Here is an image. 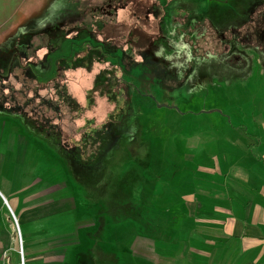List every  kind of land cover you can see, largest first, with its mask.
Segmentation results:
<instances>
[{
  "label": "crops",
  "instance_id": "crops-1",
  "mask_svg": "<svg viewBox=\"0 0 264 264\" xmlns=\"http://www.w3.org/2000/svg\"><path fill=\"white\" fill-rule=\"evenodd\" d=\"M109 1L0 0V52H11L21 36L22 41L36 46L39 39L45 44L57 36L45 35L49 29L60 27L66 36L83 24L92 29L96 25L92 18L83 24L77 20L84 14L107 13L113 9L109 8L113 1ZM106 16L116 20L110 14L102 19H108ZM243 49L246 67L239 72L227 69V54L220 61L211 63L208 59L193 66L191 53L183 44L167 49V55H157L169 69L160 86L173 91L183 86L187 89L179 90L174 102L190 108L183 110L190 128L179 124L144 140L140 157L152 178H143L147 188L137 190L138 196L133 190V232L112 248L93 250L101 253L104 264H264V64L255 50ZM27 57L37 59L34 53ZM138 59L142 57L134 61ZM111 69L120 75L117 68ZM252 77L259 82L261 92L260 96L254 94L249 108L236 104L239 95L220 94L224 87L240 86ZM202 86V102L193 108L191 102L199 98L196 94ZM220 100L225 103V109H218L223 115L189 116L216 112V108L205 110L204 105L208 101L219 107L216 103ZM143 103L142 116L156 108L147 99ZM165 108L174 110L173 104ZM6 117L10 116L0 111V264L18 262L20 245L25 264H78L74 254L65 249L67 242L74 241L72 232L66 238L61 232L52 234L63 228L65 218L71 221V215L63 217L62 212L76 206L75 200L61 194L66 183L43 187L38 183L40 176L35 181L28 179L32 174L26 173L24 164L25 136L18 133V121L8 122ZM45 137L51 140L50 135ZM158 139L162 156L156 162L153 146ZM156 185L163 186L165 192L155 193ZM162 201L163 205L153 204Z\"/></svg>",
  "mask_w": 264,
  "mask_h": 264
},
{
  "label": "rangeland",
  "instance_id": "rangeland-1",
  "mask_svg": "<svg viewBox=\"0 0 264 264\" xmlns=\"http://www.w3.org/2000/svg\"><path fill=\"white\" fill-rule=\"evenodd\" d=\"M107 1L108 3L110 2L109 0ZM129 1L117 0L118 8L124 6ZM175 1L183 2V5H189L192 10L190 13H192L193 20L205 18L215 28H224L228 24H236L252 5L263 0ZM168 3L169 0H142L140 2L141 6H132L134 8H130L128 11H123L120 8L118 12L119 17L116 20L107 16L108 19H105V17L102 19L98 11L97 14L93 15L90 13L84 14L77 21L83 24L85 20L89 21V18H92L96 24V26H93L96 29L91 30L90 27H86L83 24L82 26L80 25L81 29L77 33L71 34L70 32L71 35L60 37L58 40H51V43L54 45L51 44L49 47L44 46L36 49L38 63H36L37 67L33 69V77L37 85L33 77H23L25 75L21 73H25L23 68L14 70V73L17 74L21 71L20 82H14L12 77H9V80H3L4 82L1 81L3 87L0 88L3 89L6 95V101L14 106L19 103L24 106L23 110H19L16 106L5 108L0 104V111L12 117H6V121L15 123L17 120L20 124L18 133L25 136L24 149H26V154L24 164L26 165V173L32 174L28 179L35 181L36 179H40V176L42 181L38 183L43 187L56 183L62 186L66 183L61 188L63 190L61 194L63 196L69 195L68 197L75 200L76 206L62 212L63 217L66 214H70L71 221L67 222L65 218V221L63 220V228L61 226L52 232V234L61 232L64 238L68 236V232H72L74 241L67 242L68 244H66L65 249L67 248L74 254L72 258L75 259V263L97 264L98 262L104 264L105 262L101 258V253H96L97 248H112L121 237H128L133 232L135 226L133 190L137 191L144 187L147 188L143 184V178L148 175L152 178V174L143 167L147 163L143 158V160L141 159V153L145 147L144 140H147L148 136L155 132L165 133V131L175 129L179 124L181 126H188L189 121L185 119L188 114L184 113V111H191L189 110L190 108L181 105L176 106L177 104L174 102V97L180 93L179 90L187 92L186 87L183 86L173 91L166 90L153 81H144L140 69V75L135 71L130 72L128 65H126V70L122 69L123 64L120 61L117 62L116 57H114L115 54L112 52L113 47L117 48L115 51H120L121 48H130L131 39L128 37L129 35L131 38L137 37L139 44L145 43L152 34L156 35L160 26L158 27L155 24V19L162 13L158 5H164L163 7H165ZM185 11L186 9L182 10V12ZM100 18L102 22L98 23ZM145 25L147 29H145ZM206 28L207 34L203 39L198 40L197 43L199 44H197V47L218 50L219 45L215 36L210 32L208 25ZM151 30H156V32H150ZM167 30L163 32L166 33L168 32ZM144 31H147L150 36L144 33ZM113 40L115 41L113 42ZM39 42L36 45L37 47L43 45L41 39H39ZM98 52L103 60H100ZM31 54L32 49H29L27 55ZM82 62L86 65H81ZM42 63H44V66L40 65ZM110 66L117 68V74H120L121 78L125 79L126 77L127 81L132 84V87L127 90L130 99L128 104L131 112L123 116L125 120L130 122L131 128H128V132L119 139L116 144L118 147L114 149V152L110 153L107 159V163L109 162L108 172L103 180L100 181L99 185L98 182L95 185L89 184L91 188L88 189L70 173L71 170H69L64 155L58 147V141L55 143L52 137H49L51 139L49 141L43 133L33 128L30 129L22 114H28L29 117L26 116L27 119H32L36 124L43 126L45 128L43 132L49 131V133H53L50 120L54 114L52 111L47 110L46 106L40 105L38 102H41V99L46 100L51 93L50 89L44 90L46 83L60 76L62 73V78L56 82L57 87L60 89L66 87L72 101L82 108L81 110H77V112L76 110L69 112L70 117L76 121L70 124V133L73 135L76 132L77 135H81V131L85 127L82 126L85 119H91V123L93 121L101 123L106 117L107 110H109L105 97L100 96L98 90H92V87L95 85L93 83L94 78L98 80V73ZM253 77H257V67L254 69ZM253 77L246 83L240 84V86L234 84L229 88L224 87L220 90V94L229 95L231 93L239 95L240 100L236 104L242 106L244 109L249 108L253 102L254 94L255 96H260L261 92V88L258 86L259 82L254 80ZM22 84L24 87H22ZM36 91L39 92L40 96L37 97L35 94L34 97H30ZM171 92H174V94H171ZM204 92L203 86L201 88L198 87L196 95L199 96ZM144 99H147L152 104L154 103L156 108L147 111L142 116L141 106L144 104ZM201 99V96L197 100L193 99L191 106L193 108L197 107V105L201 104ZM91 101L93 102L90 103ZM170 104H173L175 111L171 108H165L170 106ZM216 104L219 107H212L213 104L208 101L204 105L205 110L216 108V112L210 114L191 113L189 116L199 118V115H215V113L223 115V112L218 109H225L224 101L220 100ZM63 113H65V110L61 107L60 115L62 116ZM55 118L57 119V117ZM46 121L48 123L44 124ZM233 123L236 122L233 121ZM139 125L140 129H138ZM143 125L145 128H143ZM197 129L191 128L192 131H196ZM161 139L154 140L153 159L156 162L160 161V156H162ZM26 141H28V145L25 146ZM103 168H107L105 162ZM134 182L137 184L133 188L132 184ZM159 190L163 191V186L156 185L154 192H159ZM136 193L138 196V191ZM162 196L164 198L165 194ZM164 201L158 202V204L153 202V204L158 206L159 204L163 205ZM148 207L150 211L151 208L150 206ZM146 210L145 213L149 216L150 212L148 209ZM21 226L22 229L25 228L24 225ZM82 248L83 251H80ZM94 249L96 251H93ZM68 259L67 256L66 262Z\"/></svg>",
  "mask_w": 264,
  "mask_h": 264
},
{
  "label": "trees",
  "instance_id": "trees-1",
  "mask_svg": "<svg viewBox=\"0 0 264 264\" xmlns=\"http://www.w3.org/2000/svg\"><path fill=\"white\" fill-rule=\"evenodd\" d=\"M113 1V7H115L116 13L115 18L118 19L119 15V9L123 11H128L130 8L141 6L140 2L142 0H130L125 4L124 6H121L118 8L117 0ZM134 6V7H132ZM159 8L162 10V13L155 19V24L160 26L158 29V32L156 35L159 34L160 29L163 33V31L168 26L167 22H164V19L168 13L169 10L167 9V6L163 7L158 5ZM176 13L175 16H172L173 19L179 18V14L181 12L174 11L173 14ZM97 14V13H93ZM92 14V15H93ZM167 18V17H166ZM198 26H196L197 28ZM204 27V26H203ZM145 29L146 25H145ZM227 30L228 32L234 33L238 35L239 40L241 41L242 45H248L256 49L264 59V0L257 2V4L252 5L247 11L246 14L241 18V21L238 25L234 26L233 29L229 28ZM196 30V29H195ZM148 31V30H147ZM144 31V33H147V35L150 36V34ZM150 32H156L151 30ZM196 31H193V33ZM165 33V32H164ZM155 34H152L148 40L141 44L134 46L131 43V49L138 50L141 49L143 46H145L151 39L155 38ZM148 36V37H149ZM190 36V42L198 41L199 35L196 37ZM131 38V37H130ZM135 38H132V40ZM197 46V43H192V48L190 47L192 58L194 56V59L191 60V63L195 62L198 64V62H202L204 60L210 59L211 63H214L213 61H220V59L223 58V54H227L228 50L226 47H224L221 51L218 50H203L201 48L195 47ZM163 49V48H162ZM201 49V50H198ZM167 49H163V55H167ZM193 55V56H192ZM244 57H241L239 55L236 56H225V63L227 65L228 62L232 61L235 65V69H231L232 71H242L246 67V64L244 62ZM120 76V75H119ZM119 76H116L114 74L107 76V72L105 73L104 77L101 75L98 76V80L94 79L93 83L95 84L92 87V90H98L100 93V96L105 97L106 105H108L107 113L105 119L101 122H92L91 119H85L82 126H85L83 128V131H81V135H77V133H73V135L70 133V124L75 123L74 118L70 117L69 112L72 110H81L82 108L80 105L75 104L72 99L70 98V93L66 90V87L60 88L57 87L56 82L58 80L51 79L46 83L44 86V90L53 88L55 89L54 93L51 92V97H53V94L59 91L65 92V101L67 104H64L65 113L61 114V111L54 112L52 121H51V128L53 129V133H49V131H44V127L41 125L36 124L32 119L29 120L26 118L29 117L27 115L22 116L26 119V123L28 125H32L36 130H38L41 133H44L45 135H50L52 138L55 137V139L58 141V147L60 148L62 154L67 158L68 156H71V163H74V170H71L70 173H72L73 177L76 178L78 181L82 182L86 188L90 189V185H95L98 182V185L101 180L105 177L106 173L108 172V163L107 159L110 156L111 152H114V148L112 146V140L117 137V135L124 134V132H128V128L130 129V122L125 120L123 116L130 114L131 109L129 107V97L127 90L129 89L125 84L121 86L119 82ZM102 77V78H101ZM37 87V86H36ZM39 88V87H38ZM35 93V92H34ZM37 97L40 96L39 92L36 91ZM50 100V101H49ZM48 100L50 102L51 106L53 102L51 101V98ZM46 101V100H45ZM65 102V103H66ZM71 102V105H68V103ZM91 101L90 103H92ZM40 104H43L42 102H38ZM0 104L3 105V107H13L14 105L9 104L6 101V95L3 93V90L0 91ZM17 106V105H15ZM14 106V107H15ZM56 106V105H55ZM71 107V108H70ZM51 108V107H50ZM19 109V108H18ZM46 109H48L46 107ZM21 110V109H19ZM52 110V109H51ZM120 112V113H119ZM122 112V113H121ZM22 113V111H21ZM57 117V119L55 117ZM56 119V120H55ZM93 119V118H92ZM96 120V118H94ZM87 123V124H86ZM86 124V125H84ZM69 127V128H68ZM55 131V132H54ZM72 132V130H71ZM78 136V137H77ZM111 161V160H110ZM104 162L107 168L104 167ZM83 166V169L77 170L76 167L78 165Z\"/></svg>",
  "mask_w": 264,
  "mask_h": 264
},
{
  "label": "flooded vegetation",
  "instance_id": "flooded-vegetation-1",
  "mask_svg": "<svg viewBox=\"0 0 264 264\" xmlns=\"http://www.w3.org/2000/svg\"><path fill=\"white\" fill-rule=\"evenodd\" d=\"M182 3L183 2H176L175 0H169L168 5H165V6H167L169 13L166 16L167 18L165 17L163 19H164V22H167V24H168V26L166 27V29H168L167 30L168 32L162 33V31L160 29L159 34L156 35L155 38L151 39L145 46H143L141 49H138V50L137 49L133 50V49H131V47L130 48L128 47V49H122L121 48L120 51H115V50H117V48L113 47L114 49H112V52L115 54L114 57H116L117 62L120 61V63L123 64L122 69L126 70V68H127L126 65H128V69L129 68L131 69L130 71H132V72L135 71L136 73L138 72L139 75L141 72V75H142V78L144 81H153V82L157 83L158 85H162V80L160 81V79L162 78V76H165L167 74V72H169V69H167V70L165 69L164 60L157 57V55H159V54L163 55V52H162L163 49H168L170 51V50H173V48L175 49L176 47L181 46L182 44H183L184 48L187 49L191 53L190 47L192 48V43H194V42L197 43L198 41L190 42V36L189 35H191L192 37L193 36L196 37L199 35L200 37L198 40L203 39L207 34V31H206L207 25L210 27L209 30L215 36L216 41L219 45L218 51H221L224 47L227 48V50H228L227 55H226L227 57L228 56L229 57L230 56H236V55L244 57V55H243L244 49L243 48H245V47H249V48L255 50L257 52V54H260L253 47L248 46V45H242L241 41L239 40L238 35L227 31V30L230 31L229 28L233 29V27L238 25L241 20L238 21L236 24H233V23L228 24L227 27H224V28H215L205 18H203L202 20H193L192 19V13H190L192 11L191 8L189 7V5H185V4L183 5ZM109 8H113V9H110L109 11H107V13L102 12L100 14V17H102V15H104V14L115 15V13H116L115 7L109 6ZM183 9H186V11L182 12ZM179 10H181L180 11L181 14H179L180 17L172 20V16L176 15V13L173 14V12L174 11L178 12ZM99 22L100 23L102 22L101 18H100V20H98V23ZM95 26H92L91 30H93L94 28L96 29ZM97 26H98V24H97ZM196 26H198V27L196 28ZM74 29H72V30H74ZM59 30H60V32H59ZM78 31H79V29H75L74 31H71V34L73 32L77 33ZM193 31H196V32L193 33ZM53 33L55 35H57V36H54V39H57V40L62 36L63 37L66 36L62 32L60 27H59V29L58 28L54 29V31H53V29L52 30L49 29V31L47 30V33H45V35L51 34L53 36ZM90 35H91V32H90ZM128 37L130 38V35ZM23 38L21 36L18 39H16L11 52H9L8 50H4V51L0 52V87H3L1 84V81L4 82L3 80L8 79L9 77H12L14 82L15 81L20 82L21 73L25 74V75H23V77H25V76H27L29 78L33 77L34 76L33 75V69L37 67L36 63H38V61H37L38 57L36 54V52H37L36 49H38L40 47H44V46L49 47L52 44V43L48 42V43L43 44L44 46H39V47L35 46L34 47V46H30L31 42L22 41ZM175 38H179V41H175ZM130 39H131V43L134 46L141 45V44H139L137 37H136V40L135 39L132 40V38H130ZM114 41L115 40H113V42ZM197 44H199V43H197ZM52 45H54V44H52ZM195 47H197V46H195ZM197 48H200V47H197ZM29 49H32V53H34V57L35 58L37 57L36 60H34L33 57H29V58L27 57V56H29V55H27V52ZM201 49H198V50H201ZM203 50H209V49H203ZM117 52H119V53H117ZM98 54H99V52H98ZM137 56H139L140 58L142 57V59H138V60L134 61V58H137ZM260 57L263 61L262 63L264 64V59L262 58L261 54H260ZM193 59H194V56L190 60H193ZM244 59H245L244 62L246 64V58L244 57ZM100 60H103V58H101V55H100ZM83 62H86V61H83ZM83 62L81 63V65H83V66L86 65ZM78 63L80 64V62H78ZM130 64H131V66H130ZM192 64H195L193 66L197 65L195 62H193ZM40 65L44 66V63H42ZM227 65H229V67L227 68L228 70L235 69V65L232 61L228 62ZM110 67H106L105 70L100 71L98 73V76L101 75L102 77H104L106 72H107V76H110L112 74L115 75V71L113 69H110ZM15 68L16 69L23 68L25 70L24 71L25 73H23L21 71H20L21 73L19 72V74L12 72V70H15ZM11 73H13V75H11ZM57 78L58 79L62 78V73L60 74V76H57L55 78V80H57ZM119 78L120 79H119L118 83L121 86H123V84H125L128 88L132 87V84L129 81H127L126 77H125V79L121 78V76ZM34 82L36 83L35 78H34ZM36 85H37V83H36ZM22 87H24L23 84H22ZM60 90L59 91L57 90V92L55 94H53V97H51L52 95L50 93L49 96L46 98V101H45V99H41V102L43 104H40V105L46 106L48 108L47 110L52 111L53 114H54V112H57V111L60 112L61 107H62V109H64V107H63L64 104H67V102L64 99L65 92L60 91ZM50 91L52 93H54L55 89L53 88ZM34 95H35V93L31 94L30 97H34ZM50 98H51V101L53 102L52 106H51L50 102H48V100ZM68 105H71V102H69ZM16 107L21 109V110L24 109V106L21 105V103L17 104ZM33 109H35V108H33ZM52 118L53 117H51L50 124H51ZM25 122H26V119H25ZM45 123L47 124L48 122L46 121V122H44V124ZM126 133L127 132L125 131L124 134L117 135V137L112 140V146L114 149L116 147H118L116 144L118 143L119 139L122 136H124ZM45 136H47V135H45ZM56 139L54 137L55 143H57ZM64 158H65V162L68 164L69 170H74V168H75V167H73L74 163H71L72 157L68 156L66 158L64 156ZM81 165L79 164L78 167H76L77 170L83 169V166H81Z\"/></svg>",
  "mask_w": 264,
  "mask_h": 264
},
{
  "label": "built area",
  "instance_id": "built-area-1",
  "mask_svg": "<svg viewBox=\"0 0 264 264\" xmlns=\"http://www.w3.org/2000/svg\"><path fill=\"white\" fill-rule=\"evenodd\" d=\"M19 256H20V259L18 262L16 263H12V264H24V256L22 255V247L20 245V249H19Z\"/></svg>",
  "mask_w": 264,
  "mask_h": 264
}]
</instances>
